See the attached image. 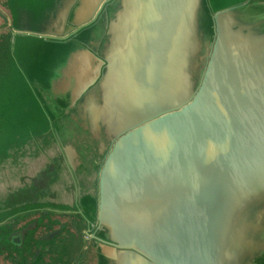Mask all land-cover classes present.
<instances>
[{
  "label": "water",
  "instance_id": "95a60500",
  "mask_svg": "<svg viewBox=\"0 0 264 264\" xmlns=\"http://www.w3.org/2000/svg\"><path fill=\"white\" fill-rule=\"evenodd\" d=\"M42 2L0 0V264H264V0Z\"/></svg>",
  "mask_w": 264,
  "mask_h": 264
},
{
  "label": "rangeland",
  "instance_id": "374dc122",
  "mask_svg": "<svg viewBox=\"0 0 264 264\" xmlns=\"http://www.w3.org/2000/svg\"><path fill=\"white\" fill-rule=\"evenodd\" d=\"M4 5L9 9V10H13V11H17L18 9H20V7L24 6V8L32 11V12H35L38 7L40 5L43 4V0H1ZM221 3H229V1L231 0H220ZM2 4V3H0ZM3 22H0V25L2 24ZM0 30H3L4 32L7 30V27H3V28H0ZM1 35V33H0ZM22 42V43H20ZM14 42H13V38H11V45L13 46ZM15 49H18L17 50V55H18V58L23 56V54H19V51L20 49H41L42 51H44V49H48L47 51H45V53L43 54L42 56V60H41V65L43 63V61L46 59V61L50 60L52 56V54L55 53L56 51V47L52 44H44V43H38L37 44V41L34 40V39H31V38H23V41L22 39L18 41V45L16 44L15 46ZM5 58H3V62H4ZM0 62H1V54H0ZM21 124V121L19 119H17L15 122H14V126H19ZM57 249L55 250H52V252L56 251Z\"/></svg>",
  "mask_w": 264,
  "mask_h": 264
},
{
  "label": "flooded vegetation",
  "instance_id": "af4514ba",
  "mask_svg": "<svg viewBox=\"0 0 264 264\" xmlns=\"http://www.w3.org/2000/svg\"><path fill=\"white\" fill-rule=\"evenodd\" d=\"M52 238H51V236L49 235V236H47V237H44V241H49V240H51Z\"/></svg>",
  "mask_w": 264,
  "mask_h": 264
}]
</instances>
